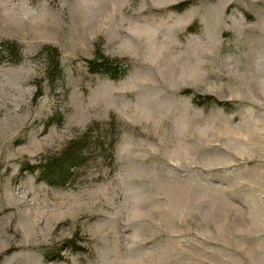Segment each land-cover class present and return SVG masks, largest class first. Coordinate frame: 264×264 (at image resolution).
<instances>
[{
  "label": "rangeland",
  "instance_id": "1",
  "mask_svg": "<svg viewBox=\"0 0 264 264\" xmlns=\"http://www.w3.org/2000/svg\"><path fill=\"white\" fill-rule=\"evenodd\" d=\"M0 38V264H264V0H0ZM88 126L69 184L21 171Z\"/></svg>",
  "mask_w": 264,
  "mask_h": 264
},
{
  "label": "trees",
  "instance_id": "2",
  "mask_svg": "<svg viewBox=\"0 0 264 264\" xmlns=\"http://www.w3.org/2000/svg\"><path fill=\"white\" fill-rule=\"evenodd\" d=\"M188 4L180 2L172 4L169 7L173 10H181ZM42 55L44 63L45 78L49 87L54 89L55 82L63 78L62 65L60 63V51L54 45H42L38 52ZM23 55L20 44L15 39L0 38V62L18 63ZM87 68L90 72L98 73L111 79H120L130 70L131 63L124 57L109 56L105 54L97 44L93 55L86 58ZM35 96L42 93L41 85L38 86ZM62 123V115H51L47 123ZM97 124V122H93ZM113 123V121H110ZM91 126H88L83 132L70 137L62 147L55 151L43 153L36 162H22L20 169L31 173H36L37 179L45 181L50 185H66L74 178L76 169L82 166L88 160L93 143L90 132ZM100 142V140H99ZM116 138L110 144L111 155L114 154V145Z\"/></svg>",
  "mask_w": 264,
  "mask_h": 264
}]
</instances>
